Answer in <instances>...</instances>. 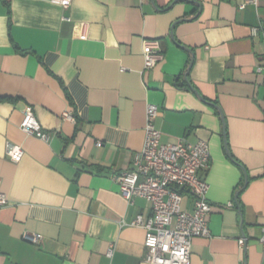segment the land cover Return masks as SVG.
Here are the masks:
<instances>
[{"label": "crops", "instance_id": "0c3cea01", "mask_svg": "<svg viewBox=\"0 0 264 264\" xmlns=\"http://www.w3.org/2000/svg\"><path fill=\"white\" fill-rule=\"evenodd\" d=\"M241 2L0 0V264H147L145 233L128 224L150 204L113 180L142 147L147 104L161 143L209 146L211 236L193 239L190 264H264V0ZM146 39L163 52L150 70ZM27 107L49 142L19 129Z\"/></svg>", "mask_w": 264, "mask_h": 264}, {"label": "built area", "instance_id": "2783aa9c", "mask_svg": "<svg viewBox=\"0 0 264 264\" xmlns=\"http://www.w3.org/2000/svg\"><path fill=\"white\" fill-rule=\"evenodd\" d=\"M66 10L71 0H51ZM247 5H257V0H242L238 5L244 9ZM69 20L68 18H65ZM252 34L257 32L253 29ZM143 70L154 68L163 60V52L157 40L146 39L142 46ZM256 71L260 73L261 67ZM158 107L147 104L145 107L144 139L141 149L131 161V167L113 177L120 195L131 203L135 197L150 204L151 214L144 219L136 215L128 224L144 231L145 254L147 264H190V252L194 238H209L208 217L211 205L207 198L209 185L200 176L210 166V153L207 142L198 140L190 143L184 138L174 143H161V133L155 128L154 121ZM63 121L74 122L70 111L61 114ZM19 129L26 135L49 142L50 135L45 132L36 119L31 107L24 111ZM101 146V143H97ZM6 154L13 163H19L23 157L21 146L7 144ZM184 193L192 197V209L181 207ZM6 196L0 193V207L7 205ZM228 203V207H233ZM125 225V223H121ZM258 243L264 256V226ZM21 239L33 245L40 243L39 234L23 233ZM245 238H240V246L245 245ZM113 253L112 245L107 249V257Z\"/></svg>", "mask_w": 264, "mask_h": 264}]
</instances>
